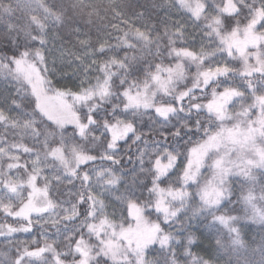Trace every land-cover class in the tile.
<instances>
[{
	"label": "snow or ice",
	"instance_id": "6c2138e0",
	"mask_svg": "<svg viewBox=\"0 0 264 264\" xmlns=\"http://www.w3.org/2000/svg\"><path fill=\"white\" fill-rule=\"evenodd\" d=\"M0 215V264H264V0H0Z\"/></svg>",
	"mask_w": 264,
	"mask_h": 264
},
{
	"label": "trees",
	"instance_id": "16d2710c",
	"mask_svg": "<svg viewBox=\"0 0 264 264\" xmlns=\"http://www.w3.org/2000/svg\"><path fill=\"white\" fill-rule=\"evenodd\" d=\"M129 3L133 6L142 5L145 3H151V0H129ZM143 10V9H140ZM27 143V140L24 141ZM30 146V145H29ZM235 214V213H234ZM0 223H5V218L3 215H0ZM7 223H12L11 219L7 220ZM242 228V237L245 240L246 243L252 244L254 243V237L256 240L259 239V232H258V226L251 223V222H245L241 225ZM198 232V235L201 236V241H198L199 247H193L194 252H198V254L205 255V258H208L206 255V250L211 249L214 240H212L211 236L206 233V230L203 229L202 226H197V229H194ZM14 239L16 240H27L28 236L22 235V234H14ZM7 243L5 241V238L0 236V251L6 250L4 248V245Z\"/></svg>",
	"mask_w": 264,
	"mask_h": 264
}]
</instances>
